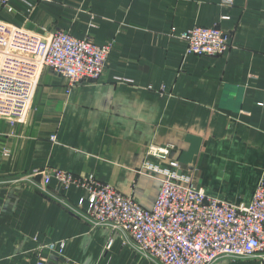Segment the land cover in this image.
Returning a JSON list of instances; mask_svg holds the SVG:
<instances>
[{"label": "crops", "instance_id": "obj_1", "mask_svg": "<svg viewBox=\"0 0 264 264\" xmlns=\"http://www.w3.org/2000/svg\"><path fill=\"white\" fill-rule=\"evenodd\" d=\"M225 1L13 0L11 13L0 6V22L33 34L114 43L100 81L69 92L66 78L44 68L26 119H0V264L34 263L35 238L67 243L69 262L46 253V264H149L121 233L92 229L77 215L89 207L79 205L85 192L56 193L53 182L52 197L36 189L40 178L21 181L47 167L95 176L152 210L161 183L140 170L148 146H168L166 159L152 161L179 163L222 200L251 201L264 182V0ZM215 25L231 35L228 52L187 55L179 35Z\"/></svg>", "mask_w": 264, "mask_h": 264}, {"label": "built area", "instance_id": "obj_2", "mask_svg": "<svg viewBox=\"0 0 264 264\" xmlns=\"http://www.w3.org/2000/svg\"><path fill=\"white\" fill-rule=\"evenodd\" d=\"M13 0H0V6L13 12ZM50 2L51 0H42ZM232 4L233 0H226ZM179 37L188 42L187 55L217 57L230 49L231 35L219 25L195 27ZM114 43L97 44L92 38L78 39L66 31L33 34L0 22V119L14 126L31 110L41 72L53 70L66 78L68 91L102 79ZM162 91L164 89H161ZM164 92V91H163ZM57 142V135L51 137ZM171 147L150 145L140 170L157 179L161 190L152 210L95 176H77L58 168L36 170L21 179L55 197V192L83 191L89 207L76 213L92 229L108 227L126 238L125 244L149 264H216L221 259L264 260V182H260L249 203L235 204L210 195L194 178L172 162L164 167L152 159H166ZM9 156L10 151L5 150ZM33 251L36 261L55 254L65 258L66 241L41 243Z\"/></svg>", "mask_w": 264, "mask_h": 264}, {"label": "rangeland", "instance_id": "obj_3", "mask_svg": "<svg viewBox=\"0 0 264 264\" xmlns=\"http://www.w3.org/2000/svg\"><path fill=\"white\" fill-rule=\"evenodd\" d=\"M223 260H227V261H229L230 263H232V264H238V263H240V262H242V261H246V260H235V259H223Z\"/></svg>", "mask_w": 264, "mask_h": 264}]
</instances>
